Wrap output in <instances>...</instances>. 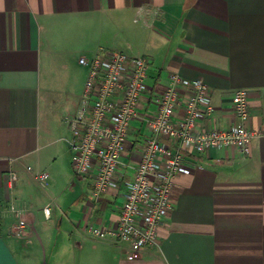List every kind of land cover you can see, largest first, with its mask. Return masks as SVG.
Instances as JSON below:
<instances>
[{"label":"crops","instance_id":"0c3cea01","mask_svg":"<svg viewBox=\"0 0 264 264\" xmlns=\"http://www.w3.org/2000/svg\"><path fill=\"white\" fill-rule=\"evenodd\" d=\"M112 50L149 59L121 156L125 179L149 135L143 116L171 73L209 86L214 110L198 129H228L232 97L244 88L246 126L258 132L248 155L212 147L186 156L193 172L175 176L158 239L136 255L128 240L89 231L117 226L122 188L96 198L90 179L71 180L68 211L58 218L54 195L43 224L30 194L36 172L53 192L54 170L72 166L68 118L81 108L88 76L80 57ZM0 264H264V0H0Z\"/></svg>","mask_w":264,"mask_h":264},{"label":"built area","instance_id":"2783aa9c","mask_svg":"<svg viewBox=\"0 0 264 264\" xmlns=\"http://www.w3.org/2000/svg\"><path fill=\"white\" fill-rule=\"evenodd\" d=\"M79 61L88 67V76L81 108L68 118L73 133V170L91 180L96 198L123 189L117 226L90 225L89 231L99 238L113 235L128 240L130 255H136L158 239L159 227L173 206L175 176L193 172L186 162L188 154H202L212 147H234L244 155L251 152L258 132L246 126L249 92L244 88L234 92L236 120L228 129H198L214 110L209 86L202 79L171 73L166 89L155 96V109L143 116L149 135L141 145L133 179L128 180L121 172V156L128 149L132 120L145 97L149 59L112 50L92 58L82 56ZM195 166L202 168L200 163ZM34 177L42 186H48L46 173L36 172ZM11 178L16 179L15 172ZM44 213L50 216L51 207H44Z\"/></svg>","mask_w":264,"mask_h":264},{"label":"rangeland","instance_id":"374dc122","mask_svg":"<svg viewBox=\"0 0 264 264\" xmlns=\"http://www.w3.org/2000/svg\"><path fill=\"white\" fill-rule=\"evenodd\" d=\"M50 160H52V159H47L45 161V163H49ZM66 170H67V173L59 172V171L55 172V170H54V178L56 180L54 183L55 185L53 186V188H54L53 192L49 191L48 188L42 187L36 181V179H34V177H33V179H34L33 183L34 184L32 185L30 194L35 197L34 198L35 202H34V204L32 203V205H33L32 209L35 210V214H37V216L41 220L42 224L47 223L46 221H44V214H43L44 211L42 209L43 204L48 202L49 200H51L54 195L59 196V198L57 199L56 210L53 207V205H50L51 214H52L53 210H55L57 212L59 219L64 216V212L68 211L69 206H71V204H72L71 199L73 198L74 194L71 195V192L69 191L67 186L71 180H74L77 183L79 181V178L81 179L82 177H79L78 175L75 174L72 166H69ZM82 179H84V178H82ZM52 222H54V219L52 220ZM57 238L59 239L58 241H61L62 240V234L60 235L58 233L56 240H57ZM43 261H45V259Z\"/></svg>","mask_w":264,"mask_h":264}]
</instances>
